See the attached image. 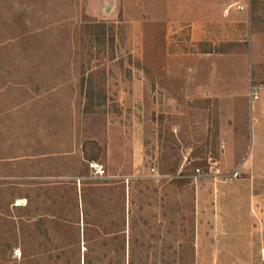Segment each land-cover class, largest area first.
<instances>
[{"label":"rangeland","instance_id":"rangeland-1","mask_svg":"<svg viewBox=\"0 0 264 264\" xmlns=\"http://www.w3.org/2000/svg\"><path fill=\"white\" fill-rule=\"evenodd\" d=\"M251 177L264 0H0V264H264Z\"/></svg>","mask_w":264,"mask_h":264},{"label":"crops","instance_id":"crops-1","mask_svg":"<svg viewBox=\"0 0 264 264\" xmlns=\"http://www.w3.org/2000/svg\"><path fill=\"white\" fill-rule=\"evenodd\" d=\"M238 2V1H237ZM234 5V4H233ZM225 7V6H224ZM205 56H207V54H205ZM238 144H242V142L238 143ZM238 169V168H237ZM235 169V170H237ZM235 170H233L232 172H234ZM251 171H252V168H251ZM252 176V175H251ZM238 179V178H237ZM250 184L252 185L253 187V190H254V194H256L254 196V200L256 201L255 202V205L257 207V209H262L263 206H264V187H262L261 185H257L256 183V180L253 179L252 177L250 178ZM259 184V183H258ZM263 217V216H262ZM257 231L256 229H254V234H257ZM263 261V260H262Z\"/></svg>","mask_w":264,"mask_h":264},{"label":"built area","instance_id":"built-area-1","mask_svg":"<svg viewBox=\"0 0 264 264\" xmlns=\"http://www.w3.org/2000/svg\"><path fill=\"white\" fill-rule=\"evenodd\" d=\"M240 10H243L242 7H239ZM92 170H94L95 175H97L98 177H103L106 174V171L104 169L103 166L100 165H92L91 166ZM200 174V170L197 171ZM239 177V174L237 172L233 173L232 178H230V180L232 179H237ZM228 180V178H226V181ZM262 260L264 261V250L262 251Z\"/></svg>","mask_w":264,"mask_h":264},{"label":"trees","instance_id":"trees-1","mask_svg":"<svg viewBox=\"0 0 264 264\" xmlns=\"http://www.w3.org/2000/svg\"><path fill=\"white\" fill-rule=\"evenodd\" d=\"M89 91V92H88ZM88 97H89V100H92L93 99V94H94V91L92 90V87H90L89 89H88ZM96 159V158H95ZM95 159H93V160H95Z\"/></svg>","mask_w":264,"mask_h":264}]
</instances>
